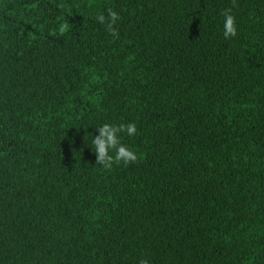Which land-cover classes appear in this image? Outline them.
I'll return each instance as SVG.
<instances>
[{
    "label": "trees",
    "instance_id": "16d2710c",
    "mask_svg": "<svg viewBox=\"0 0 264 264\" xmlns=\"http://www.w3.org/2000/svg\"><path fill=\"white\" fill-rule=\"evenodd\" d=\"M0 264H264V0H0Z\"/></svg>",
    "mask_w": 264,
    "mask_h": 264
},
{
    "label": "clouds",
    "instance_id": "9594fccd",
    "mask_svg": "<svg viewBox=\"0 0 264 264\" xmlns=\"http://www.w3.org/2000/svg\"><path fill=\"white\" fill-rule=\"evenodd\" d=\"M222 15L224 17L223 36L225 38L235 36L237 34L235 16L230 10L225 11ZM97 19L101 24L107 25L108 30L113 36H118L117 30L113 27L119 19L117 11L108 8L107 17L103 13H100L97 15ZM96 128L98 129V134H92V144L94 146V150H92L96 154L97 163L105 168H110L113 162L128 164L136 161V152L120 141V133L126 132L128 136H132L137 132L135 123L130 122L128 124L115 125L105 122Z\"/></svg>",
    "mask_w": 264,
    "mask_h": 264
}]
</instances>
